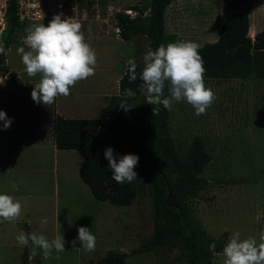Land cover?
<instances>
[{
	"label": "rangeland",
	"instance_id": "obj_1",
	"mask_svg": "<svg viewBox=\"0 0 264 264\" xmlns=\"http://www.w3.org/2000/svg\"><path fill=\"white\" fill-rule=\"evenodd\" d=\"M81 1L87 10L95 2L106 4V0ZM123 1L129 6L135 0ZM240 9L249 13L250 36L264 27V0H172L165 14L167 44L191 41L200 46L213 41L221 22ZM48 22L23 21L12 34L3 36L9 42L0 65L13 75L0 71V110L11 120L10 127H0V193L19 200L22 211L16 220L0 222V264H22L25 248L27 264H87L109 250L127 254L125 264L180 263L181 251L176 248L131 254L153 232V206L145 185L144 194L129 205L100 201L78 175L82 156L75 149L52 148L54 111L70 118L98 116L102 102L96 96L110 94L102 96L106 102L121 97L117 77L129 59L143 63L149 39L139 34L122 41L112 32V18L108 26L83 24L85 41L96 53L95 75L79 81L67 97H57L45 106L31 98L40 76L26 74L17 49L28 50L24 37L30 25ZM204 83L216 97L206 113L197 116L191 105L179 102L173 104L167 120L168 134L180 158H185L194 136L203 140L210 155L202 172L206 184L187 201L191 215L209 236L216 238L227 231V243L239 231L241 239L252 236L259 243L264 228V79L206 78ZM134 170L137 178L132 183L140 186L138 164ZM43 218L47 224L42 226ZM81 226L95 236L94 251H84L78 240L73 247L71 242ZM21 232L43 234L49 240L61 235L65 251L53 249L46 257L31 242L22 247L15 239ZM212 261L223 264V249L213 254Z\"/></svg>",
	"mask_w": 264,
	"mask_h": 264
},
{
	"label": "trees",
	"instance_id": "obj_2",
	"mask_svg": "<svg viewBox=\"0 0 264 264\" xmlns=\"http://www.w3.org/2000/svg\"><path fill=\"white\" fill-rule=\"evenodd\" d=\"M141 9H149L148 15L129 19L117 13L115 19L120 27V37L132 40L136 35L149 39V49L155 51L161 44L167 45L165 33V10L172 0H141ZM136 7V6H134ZM19 22L13 8L9 11V29L12 34ZM250 18L246 9L233 12L224 19L215 40L199 46L203 60L204 79L254 76L264 79V27L249 35ZM9 38L3 43L5 51ZM5 61L0 54V64ZM137 62V61H136ZM137 72L143 63L137 62ZM128 64L118 80L120 98H110L96 117H63L55 114L51 123V135L57 149H75L82 161L78 170L80 179L92 195L100 201L114 205H129L137 195L144 194V185L153 206V232L131 254L157 248L180 250L178 264H214L213 254L226 245L227 231L219 237L207 235L196 218L191 215L188 199L195 198L206 184L202 176L210 161L203 140L194 136L185 158H180L168 134L169 110L162 105H149L139 90L142 81L129 83ZM0 71L8 73L5 66ZM13 75V74H12ZM131 89L134 97L126 96ZM169 94L167 85L164 95ZM131 107L125 112L120 105ZM159 108L157 115L152 109ZM111 147L118 160L125 154L138 156L142 183L118 184L107 167L104 150ZM215 244L210 250L209 245ZM28 250L22 253V264H27ZM87 264H125V256L109 250Z\"/></svg>",
	"mask_w": 264,
	"mask_h": 264
},
{
	"label": "clouds",
	"instance_id": "obj_3",
	"mask_svg": "<svg viewBox=\"0 0 264 264\" xmlns=\"http://www.w3.org/2000/svg\"><path fill=\"white\" fill-rule=\"evenodd\" d=\"M82 24L71 18L62 19L56 14L47 25L33 24L26 29L24 44L27 47L17 49L21 56L24 70L29 77L40 76L31 91V98L36 104L50 106L57 97H67L70 89L79 81L95 75L97 64L94 49L85 41L81 31ZM199 45L191 41H181L161 44L155 51L149 49L143 56V67L137 72L135 59L127 61V76L129 83L139 78L142 83L139 90L145 95L149 105H162L172 110L175 103L185 102L192 106L197 116L206 113L215 101V93L205 86L203 60L199 54ZM5 48L0 43V54ZM169 94L164 95L165 86ZM126 96L136 95L131 89L124 90ZM127 112L131 107L127 103L120 105ZM159 108L152 109V115H157ZM0 127H10L11 120L3 110H0ZM104 159L111 171L112 178L118 184L132 183L137 178L134 170L138 164V156L125 154L118 160L113 149L104 150ZM22 204L8 194L0 193V222L14 221L19 218ZM47 224V218L41 219V225ZM76 240L84 251L95 250L96 238L87 227H79ZM16 241L22 247L31 244L43 250L44 255L50 256L53 249L59 253L65 251L64 239L61 235L49 240L45 235L21 232ZM209 249H215L210 244ZM35 255V253H33ZM223 264H264V228L259 232V243L255 237L241 239L239 231L233 232L231 238L223 248Z\"/></svg>",
	"mask_w": 264,
	"mask_h": 264
},
{
	"label": "built area",
	"instance_id": "obj_4",
	"mask_svg": "<svg viewBox=\"0 0 264 264\" xmlns=\"http://www.w3.org/2000/svg\"><path fill=\"white\" fill-rule=\"evenodd\" d=\"M121 0H106V4L95 2L87 10L81 0H0V43H4L3 36L9 29V11L13 8L18 22L23 21H50L59 14L62 19L71 18L83 24L91 22L99 25H109L112 18V32L120 37V27L115 16L117 13L127 15L129 19L148 15L149 9H141V0L123 5ZM136 6V7H134ZM5 55V53H4ZM2 64V63H1Z\"/></svg>",
	"mask_w": 264,
	"mask_h": 264
},
{
	"label": "crops",
	"instance_id": "obj_5",
	"mask_svg": "<svg viewBox=\"0 0 264 264\" xmlns=\"http://www.w3.org/2000/svg\"><path fill=\"white\" fill-rule=\"evenodd\" d=\"M135 1H136V0H135ZM135 1H134V2H135ZM120 2L123 3L124 1L121 0ZM134 2H133V3H134ZM133 3H129V4H133ZM171 3H172V2H171ZM171 5H172V4H171ZM171 5H170V6H171ZM168 8H169V5L167 6V8H166V10H165V14H166V11H167ZM120 39H121L122 41H125V40H123L121 37H120ZM116 77H117V76H116ZM118 80H119V79H118V77H117V80H116V83H117V84H118ZM117 86H118V85H117ZM103 95H108V96H109L110 94H103V93H100V94H98V95L96 96V97L99 98V101L102 102V107H101V109H102L103 107H105L106 104H107V102L102 98ZM101 109H100V110H101ZM99 112H100V111H99ZM41 114H42V112H41ZM55 114H59V113L56 112V110H55V111H54V114H53V118H54ZM59 115H61V114H59ZM61 116H62V115H61ZM63 117H64V116H63ZM53 118H52V120H53ZM36 140H39V141H40V143H41V144H39L40 146H44V144L42 143V142H44L43 140H40V138H38V137H36ZM52 142H53V139H52ZM39 148H41V147H39ZM52 148H53V149H57V148L55 147L54 143H53V145H52ZM58 150H59V149H58ZM54 151H55V150H54ZM54 153L56 154V152H54Z\"/></svg>",
	"mask_w": 264,
	"mask_h": 264
},
{
	"label": "water",
	"instance_id": "obj_6",
	"mask_svg": "<svg viewBox=\"0 0 264 264\" xmlns=\"http://www.w3.org/2000/svg\"><path fill=\"white\" fill-rule=\"evenodd\" d=\"M8 76H12V72H8ZM127 254H125L124 256H126Z\"/></svg>",
	"mask_w": 264,
	"mask_h": 264
}]
</instances>
